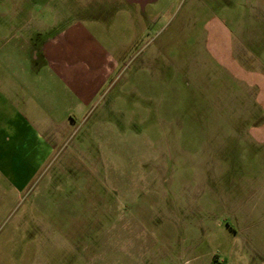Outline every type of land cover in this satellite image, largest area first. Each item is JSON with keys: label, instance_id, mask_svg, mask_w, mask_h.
I'll return each mask as SVG.
<instances>
[{"label": "rangeland", "instance_id": "1", "mask_svg": "<svg viewBox=\"0 0 264 264\" xmlns=\"http://www.w3.org/2000/svg\"><path fill=\"white\" fill-rule=\"evenodd\" d=\"M23 9L34 14L35 46L61 35L62 60L92 81L107 74L74 111L79 122L92 109L96 126L75 127L29 189L99 175L95 200L76 199L83 211L48 212L41 195L3 186L0 264H158L164 248L179 259L264 264V209H254L264 208V131L253 133L264 130V106L250 91L264 77V0H157L144 10L125 0H30ZM251 39L246 56L230 60L231 40ZM229 209L249 214L248 229H236L241 214Z\"/></svg>", "mask_w": 264, "mask_h": 264}, {"label": "crops", "instance_id": "2", "mask_svg": "<svg viewBox=\"0 0 264 264\" xmlns=\"http://www.w3.org/2000/svg\"><path fill=\"white\" fill-rule=\"evenodd\" d=\"M125 1L130 5H137L142 10L157 2V0ZM28 2L30 0H21V2L20 0H0V195L3 186H6V194L15 191L21 193L27 190L45 198L42 201L44 202L43 207L48 212H65L71 207L83 211L82 201L77 200V202L76 199L84 196L89 197L90 202L95 200L97 184L96 181L92 182V177L98 172L89 171L83 175L74 173L68 188H65L64 185L61 187L59 183L54 187L41 190L29 188L37 180L45 166L56 157L61 149L66 147L68 138L77 136L78 131L74 129L75 127L80 125L83 120L87 121L88 129L84 132L87 134L90 132V128L96 126V117L92 121L88 119L93 115L91 114L92 109L87 110V114L79 122L74 120V111L76 107L88 106L89 95L92 101L107 74L100 73L102 77L97 78V82L96 80L92 81L89 70L78 71L76 67H72L75 62L62 60L63 52L65 48H69V44L64 42L62 47L58 48L57 44L62 43L63 39L61 35L35 46L33 36L39 31H34L33 27H29V22L34 20V14L23 9ZM252 43V39L246 45L241 41L231 40L230 60H234L236 56H246L252 49ZM50 66L55 67L49 69ZM198 69L203 71L204 67L198 66ZM238 84L246 89L248 87L244 81H240ZM250 91L254 93L253 100L255 102L256 99L259 100L260 105L264 106V98L260 96L264 94V77L252 83ZM246 110L241 109L240 112ZM82 114L79 113V116ZM69 124L73 126L72 130ZM262 131L264 130L256 129L253 133L258 135L262 134ZM84 139L82 136L77 140L82 148ZM63 180L69 179L65 177ZM48 181L59 182V179L52 176L47 179ZM71 199H73L72 202H69ZM261 207L263 205H258L254 209L262 212L264 208ZM43 211L45 210L43 209ZM233 211L237 214L240 213L239 217L243 220L241 222L235 220L236 229L242 232L244 229H248L242 227L247 222L249 214L237 209H229L225 212L230 214ZM52 219L58 221L60 217ZM64 241L60 239L56 242L57 246L64 248L66 244ZM140 246L142 247L140 254L145 255L144 246ZM69 250L72 251L70 248ZM178 251L171 252L167 248L161 249L156 256L159 260L158 264H168L172 258L176 264H213L212 259L196 254L185 255L179 259ZM46 255L49 258L51 254L47 252L44 256ZM214 256V260L218 261V256ZM57 262L54 259L53 263L50 261L48 264H59Z\"/></svg>", "mask_w": 264, "mask_h": 264}, {"label": "trees", "instance_id": "3", "mask_svg": "<svg viewBox=\"0 0 264 264\" xmlns=\"http://www.w3.org/2000/svg\"><path fill=\"white\" fill-rule=\"evenodd\" d=\"M214 259H215V256L212 258V261H213V262L215 261Z\"/></svg>", "mask_w": 264, "mask_h": 264}]
</instances>
